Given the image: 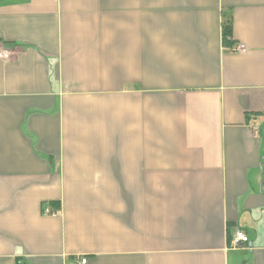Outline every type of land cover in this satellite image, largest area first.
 Here are the masks:
<instances>
[{
	"label": "crops",
	"instance_id": "1",
	"mask_svg": "<svg viewBox=\"0 0 264 264\" xmlns=\"http://www.w3.org/2000/svg\"><path fill=\"white\" fill-rule=\"evenodd\" d=\"M3 50L0 264H264V0H0Z\"/></svg>",
	"mask_w": 264,
	"mask_h": 264
},
{
	"label": "built area",
	"instance_id": "2",
	"mask_svg": "<svg viewBox=\"0 0 264 264\" xmlns=\"http://www.w3.org/2000/svg\"><path fill=\"white\" fill-rule=\"evenodd\" d=\"M236 49L239 50V51H244L245 47H244V45L239 44V45H237ZM10 56H11L10 50L0 51V60L9 59ZM42 212L44 214H48V213H54L55 211L52 210L49 205H45V206L42 207ZM233 240H234L235 243H237L239 241L240 242H247L248 241V237L243 231L236 230L234 232ZM84 262H85L84 258L80 259V263H84Z\"/></svg>",
	"mask_w": 264,
	"mask_h": 264
},
{
	"label": "trees",
	"instance_id": "3",
	"mask_svg": "<svg viewBox=\"0 0 264 264\" xmlns=\"http://www.w3.org/2000/svg\"><path fill=\"white\" fill-rule=\"evenodd\" d=\"M223 35H224V42H227V36L229 35L228 27H224Z\"/></svg>",
	"mask_w": 264,
	"mask_h": 264
},
{
	"label": "rangeland",
	"instance_id": "4",
	"mask_svg": "<svg viewBox=\"0 0 264 264\" xmlns=\"http://www.w3.org/2000/svg\"><path fill=\"white\" fill-rule=\"evenodd\" d=\"M45 205H47V204H45ZM45 205H43V206H45Z\"/></svg>",
	"mask_w": 264,
	"mask_h": 264
}]
</instances>
